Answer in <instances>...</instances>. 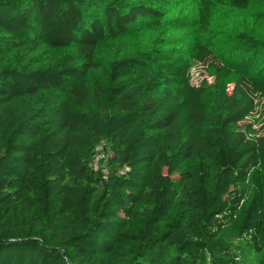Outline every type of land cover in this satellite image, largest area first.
I'll list each match as a JSON object with an SVG mask.
<instances>
[{
  "label": "trees",
  "instance_id": "obj_1",
  "mask_svg": "<svg viewBox=\"0 0 264 264\" xmlns=\"http://www.w3.org/2000/svg\"><path fill=\"white\" fill-rule=\"evenodd\" d=\"M197 1L205 63L213 9L252 0ZM165 2L0 0V264H264V125H244L264 78L196 86L152 49L90 79L106 38L158 28Z\"/></svg>",
  "mask_w": 264,
  "mask_h": 264
},
{
  "label": "rangeland",
  "instance_id": "obj_2",
  "mask_svg": "<svg viewBox=\"0 0 264 264\" xmlns=\"http://www.w3.org/2000/svg\"><path fill=\"white\" fill-rule=\"evenodd\" d=\"M197 2L166 0L162 9L164 16L158 28L140 25L126 35L117 38L108 36L99 48L98 57L102 66L90 74V79L101 78L103 64L118 51L135 55L152 49L159 50L163 55L181 54L189 59L188 76L196 86L215 89L224 68L230 69L226 79L229 85L239 72L264 78V0H252L244 10L230 6H216L213 9L210 18V33L214 37L212 57L205 63L193 58L194 46L200 37L196 29ZM244 123L250 124L255 130L264 125L260 105Z\"/></svg>",
  "mask_w": 264,
  "mask_h": 264
},
{
  "label": "built area",
  "instance_id": "obj_3",
  "mask_svg": "<svg viewBox=\"0 0 264 264\" xmlns=\"http://www.w3.org/2000/svg\"><path fill=\"white\" fill-rule=\"evenodd\" d=\"M109 149L105 141H100L94 146L93 153L89 159V167L93 171L100 172L103 177L107 176V160Z\"/></svg>",
  "mask_w": 264,
  "mask_h": 264
}]
</instances>
